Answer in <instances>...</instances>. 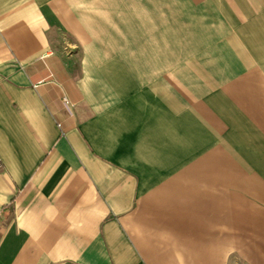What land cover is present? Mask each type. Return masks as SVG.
<instances>
[{"label":"crops","instance_id":"1","mask_svg":"<svg viewBox=\"0 0 264 264\" xmlns=\"http://www.w3.org/2000/svg\"><path fill=\"white\" fill-rule=\"evenodd\" d=\"M0 158V264H264V0H0Z\"/></svg>","mask_w":264,"mask_h":264},{"label":"built area","instance_id":"2","mask_svg":"<svg viewBox=\"0 0 264 264\" xmlns=\"http://www.w3.org/2000/svg\"><path fill=\"white\" fill-rule=\"evenodd\" d=\"M64 104L66 105V104H68V102H67V100L66 99H64ZM3 171V163H2V160H1V158H0V173Z\"/></svg>","mask_w":264,"mask_h":264},{"label":"rangeland","instance_id":"3","mask_svg":"<svg viewBox=\"0 0 264 264\" xmlns=\"http://www.w3.org/2000/svg\"><path fill=\"white\" fill-rule=\"evenodd\" d=\"M61 42H63V39L61 40ZM60 46L65 47L63 43H60Z\"/></svg>","mask_w":264,"mask_h":264}]
</instances>
